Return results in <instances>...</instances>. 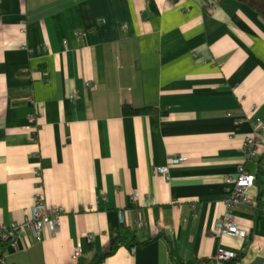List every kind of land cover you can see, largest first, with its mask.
Wrapping results in <instances>:
<instances>
[{
    "label": "crops",
    "instance_id": "obj_1",
    "mask_svg": "<svg viewBox=\"0 0 264 264\" xmlns=\"http://www.w3.org/2000/svg\"><path fill=\"white\" fill-rule=\"evenodd\" d=\"M258 121L264 0H0V227L38 196L63 208L0 264H193L220 247L264 264V131L254 159L245 147ZM240 164L255 175V205L232 211L245 237L213 230Z\"/></svg>",
    "mask_w": 264,
    "mask_h": 264
},
{
    "label": "built area",
    "instance_id": "obj_2",
    "mask_svg": "<svg viewBox=\"0 0 264 264\" xmlns=\"http://www.w3.org/2000/svg\"><path fill=\"white\" fill-rule=\"evenodd\" d=\"M213 6V5H212ZM21 32H25L26 29L23 26L20 28ZM87 87L92 86L90 81H86ZM71 97L75 98L76 93L72 92ZM258 130H255L252 134L247 136L245 141L246 155L249 159H254L258 155L257 145L259 144V136L264 131V121H258ZM183 161L181 158L171 159L172 164H177ZM155 172L164 175L168 178V167L157 166ZM226 183L228 188L224 194L223 201L226 205L225 213L217 218L213 225V230L217 233H227L231 235H239L242 237L247 236V231L240 228L235 221L233 214V208L238 205L248 206L255 205V198L249 192V189L255 183V175L240 164L236 175H228L226 177ZM137 197L134 195L133 199ZM264 201V196H263ZM264 215V206L261 208ZM63 212L62 207H49L47 206L41 197H37L32 208L30 216L26 217L22 223H11L8 226L0 227V239L13 242L19 233H22L25 229H29L32 232V237L36 241H40L42 238V232L45 228L54 232L59 226L60 215ZM122 220V215L120 216ZM140 225V223H138ZM80 252L79 246L74 249V256H78ZM2 261V259H0ZM235 254L229 249L218 248L215 255L212 258H205L198 260L193 264H235Z\"/></svg>",
    "mask_w": 264,
    "mask_h": 264
},
{
    "label": "trees",
    "instance_id": "obj_3",
    "mask_svg": "<svg viewBox=\"0 0 264 264\" xmlns=\"http://www.w3.org/2000/svg\"><path fill=\"white\" fill-rule=\"evenodd\" d=\"M122 112L124 114H142V113H157V110L153 107H147V106H142V107H134L131 106L129 104H123L122 106ZM128 239V235L121 234L116 236L112 241L111 244L109 246V250L107 252V254H110L112 252H114V250L117 248L119 243H124L125 244V240ZM130 240H133L132 238ZM8 242V240H1L0 239V247L2 244ZM204 259V258H203ZM200 259V260H203ZM100 260L95 261L92 264H98Z\"/></svg>",
    "mask_w": 264,
    "mask_h": 264
},
{
    "label": "rangeland",
    "instance_id": "obj_4",
    "mask_svg": "<svg viewBox=\"0 0 264 264\" xmlns=\"http://www.w3.org/2000/svg\"><path fill=\"white\" fill-rule=\"evenodd\" d=\"M205 259V258H204Z\"/></svg>",
    "mask_w": 264,
    "mask_h": 264
}]
</instances>
